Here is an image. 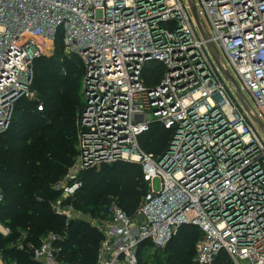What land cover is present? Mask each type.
<instances>
[{
  "label": "built area",
  "instance_id": "obj_1",
  "mask_svg": "<svg viewBox=\"0 0 264 264\" xmlns=\"http://www.w3.org/2000/svg\"><path fill=\"white\" fill-rule=\"evenodd\" d=\"M194 3L197 16L189 0H0V134L19 102L38 99L34 63L55 54L59 33L82 64L77 154L51 208L102 234L96 264H140L184 225L201 231L197 264L223 252L264 264V0ZM154 124L172 131L159 155L139 144ZM120 161L139 164L148 184L134 214L117 198L77 212L84 172ZM12 233L0 221V235ZM64 238L35 244L22 232L14 246L36 264H69ZM0 264L20 263L0 251Z\"/></svg>",
  "mask_w": 264,
  "mask_h": 264
},
{
  "label": "trees",
  "instance_id": "obj_2",
  "mask_svg": "<svg viewBox=\"0 0 264 264\" xmlns=\"http://www.w3.org/2000/svg\"><path fill=\"white\" fill-rule=\"evenodd\" d=\"M154 72H146L149 81ZM83 75L79 57L64 54L59 33L55 54L34 63L32 88L38 99L19 102L9 128L0 134V187L5 195L0 203V221L13 230L8 237L0 235V251L20 264H36L29 251L14 246L22 232H28V240L38 244L52 231L65 237L60 242L62 260L96 264L102 234L84 220L67 222L51 208V201L60 195L52 185L64 176L77 152L76 122L83 106L79 92ZM171 137L172 131L154 124L139 138V144L144 151L159 155ZM83 182L74 206L92 215L115 198L132 215L148 189L141 166L124 161L85 171ZM114 184L115 194L111 195L110 185ZM200 237L198 227L184 225L164 249L153 255L141 253L140 264H197L194 256ZM213 264L235 263L223 252Z\"/></svg>",
  "mask_w": 264,
  "mask_h": 264
},
{
  "label": "rangeland",
  "instance_id": "obj_3",
  "mask_svg": "<svg viewBox=\"0 0 264 264\" xmlns=\"http://www.w3.org/2000/svg\"><path fill=\"white\" fill-rule=\"evenodd\" d=\"M79 92H80V94H81V95H80V96H81V103H83V79H82V82H81V88H80V91H79ZM80 111H81V110H80ZM80 111H79V112H80ZM77 116H78V114H77ZM76 151H77V138H76ZM76 154H77V152H76ZM75 156H76V155H75ZM75 156H74V158H75ZM74 158H73V162H74ZM71 165H72V164H71ZM71 165H70V166H71ZM70 166H69V167H70ZM69 167H68V169H69ZM68 169H67V171H68ZM67 171H66V172H67ZM65 174H66V173H65ZM65 174H64V175H65ZM63 177H64V176H63ZM63 177H62V178H63ZM62 178H61V179H62ZM154 185H155V188H157V189L159 188L157 182L154 183ZM110 188H111V190H110L111 195L115 194L114 191H115V189H116V184H114V185H110ZM59 197H61V195H59ZM59 197H58V198H59ZM74 209H75L77 212H81L82 214H86V212H84L81 208H77L76 206H74ZM3 237H4V236H3ZM9 259H10L12 262H18L16 259H12L11 257H9Z\"/></svg>",
  "mask_w": 264,
  "mask_h": 264
},
{
  "label": "water",
  "instance_id": "obj_4",
  "mask_svg": "<svg viewBox=\"0 0 264 264\" xmlns=\"http://www.w3.org/2000/svg\"><path fill=\"white\" fill-rule=\"evenodd\" d=\"M189 1H190L191 5H192V9H193L194 14L197 16L198 14H197V9H196V6H195V3H194V0H189ZM212 48H213V50H214L215 53H216V57H218V51L216 50L215 46L213 45ZM224 72H225V74H226L230 79L234 80L233 77L231 76V74L229 73V71H227L226 69H224ZM261 124H262V123H261Z\"/></svg>",
  "mask_w": 264,
  "mask_h": 264
}]
</instances>
